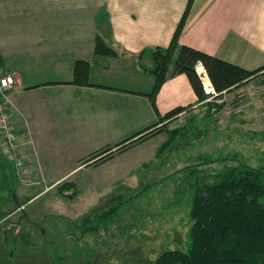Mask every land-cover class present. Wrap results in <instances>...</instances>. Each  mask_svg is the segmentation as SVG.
I'll return each instance as SVG.
<instances>
[{"label": "crops", "instance_id": "0c3cea01", "mask_svg": "<svg viewBox=\"0 0 264 264\" xmlns=\"http://www.w3.org/2000/svg\"><path fill=\"white\" fill-rule=\"evenodd\" d=\"M186 4L187 0H0V74L15 78L7 111L25 170L19 193L26 195L40 182V192L57 188L64 193L76 188L72 176L79 166L105 165L157 136L102 162L90 160L92 152L78 163L73 147L79 135L103 139L102 143L111 133L126 135L101 147L114 150V144L156 122L157 113L177 105L187 106L181 113L197 105L207 108L208 101H197L185 74H167L156 93V113L146 95L154 76L139 64L141 50L169 44ZM97 33L115 55L93 53ZM178 42L248 70L258 68L264 65V0H192ZM76 59L89 62L90 85L67 82ZM257 74L264 78V69ZM252 81L223 92L214 102L248 89ZM224 107L223 103L214 113ZM57 157L61 170L52 164ZM122 162L114 167L116 172L130 163ZM68 193L73 196L75 191ZM16 198L15 207L5 205L0 212L23 210L24 203Z\"/></svg>", "mask_w": 264, "mask_h": 264}, {"label": "rangeland", "instance_id": "374dc122", "mask_svg": "<svg viewBox=\"0 0 264 264\" xmlns=\"http://www.w3.org/2000/svg\"><path fill=\"white\" fill-rule=\"evenodd\" d=\"M141 61L151 65L147 54ZM252 79L248 89L226 95L221 111L197 105L105 165L79 166L72 176L76 188L64 193L40 192L43 182L19 193L24 182L0 138V209L15 207L16 196L24 203L0 225V264H152L165 250L186 251L195 186L235 164L264 170V78ZM125 136L111 133L102 143L79 135L73 147L78 163ZM125 159L128 167L116 172ZM58 162L52 160L61 170Z\"/></svg>", "mask_w": 264, "mask_h": 264}, {"label": "trees", "instance_id": "16d2710c", "mask_svg": "<svg viewBox=\"0 0 264 264\" xmlns=\"http://www.w3.org/2000/svg\"><path fill=\"white\" fill-rule=\"evenodd\" d=\"M192 0H187L184 12L166 47L144 48L138 54L141 67L154 76L153 85L146 95L152 108L157 113L156 93L167 74L183 73L197 97V101L207 98L203 82L195 64L199 62L213 87L216 96L251 80L264 69V65L248 70L240 65L228 62L215 55L208 54L178 42V35L183 26ZM101 14H97L100 20ZM95 55H115L97 33L94 37ZM144 54L151 58V65L142 61ZM172 64V70L169 66ZM89 62L76 59L73 63L72 77L68 83L90 85L88 80ZM224 102H207L209 113L218 111ZM187 106H174L163 114H158L157 121L117 142L112 150L105 146L94 151L90 160L102 162L113 153L123 151L135 142L144 140L160 126L176 116ZM135 137V138H134ZM165 140L161 147L167 142ZM191 220L189 229L190 245L186 251L168 249L157 255L152 264H264V170L262 167L235 164L214 175L212 182L197 184L189 209Z\"/></svg>", "mask_w": 264, "mask_h": 264}, {"label": "built area", "instance_id": "2783aa9c", "mask_svg": "<svg viewBox=\"0 0 264 264\" xmlns=\"http://www.w3.org/2000/svg\"><path fill=\"white\" fill-rule=\"evenodd\" d=\"M200 65L201 64L197 62L195 64V69L203 82L204 90L209 94V97L212 98L216 95V92L214 91L210 82L208 88H206V85H204V79H207V76L204 70L202 73L197 70V67ZM14 81L15 78L12 74H0V138L2 139L3 143L10 153L11 159L14 163V170L17 176L23 177L25 173L23 160L19 152V144L17 142L13 124L7 111V104L11 103V99L9 96L10 89L13 87Z\"/></svg>", "mask_w": 264, "mask_h": 264}, {"label": "flooded vegetation", "instance_id": "af4514ba", "mask_svg": "<svg viewBox=\"0 0 264 264\" xmlns=\"http://www.w3.org/2000/svg\"><path fill=\"white\" fill-rule=\"evenodd\" d=\"M12 213H14V211L12 209L0 212V225L2 223L12 221V220H10V218H12Z\"/></svg>", "mask_w": 264, "mask_h": 264}, {"label": "bare ground", "instance_id": "6f19581e", "mask_svg": "<svg viewBox=\"0 0 264 264\" xmlns=\"http://www.w3.org/2000/svg\"><path fill=\"white\" fill-rule=\"evenodd\" d=\"M197 70H198L200 73H202L204 69H203V67L200 65V66L197 67ZM205 80H206V78L204 79V81H205ZM204 85H206V88H208L209 80H206L205 83H204Z\"/></svg>", "mask_w": 264, "mask_h": 264}]
</instances>
